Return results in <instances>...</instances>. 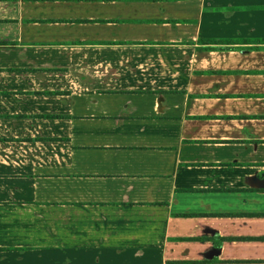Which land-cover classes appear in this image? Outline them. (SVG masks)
<instances>
[{
	"label": "crops",
	"instance_id": "1",
	"mask_svg": "<svg viewBox=\"0 0 264 264\" xmlns=\"http://www.w3.org/2000/svg\"><path fill=\"white\" fill-rule=\"evenodd\" d=\"M0 264H264V0H0Z\"/></svg>",
	"mask_w": 264,
	"mask_h": 264
}]
</instances>
